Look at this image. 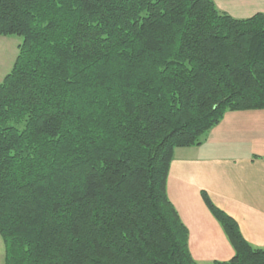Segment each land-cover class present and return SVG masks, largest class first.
<instances>
[{
    "label": "trees",
    "instance_id": "obj_1",
    "mask_svg": "<svg viewBox=\"0 0 264 264\" xmlns=\"http://www.w3.org/2000/svg\"><path fill=\"white\" fill-rule=\"evenodd\" d=\"M4 264H198L167 182L229 111L264 109V13L214 0H0ZM203 200L235 255L264 264Z\"/></svg>",
    "mask_w": 264,
    "mask_h": 264
},
{
    "label": "crops",
    "instance_id": "obj_2",
    "mask_svg": "<svg viewBox=\"0 0 264 264\" xmlns=\"http://www.w3.org/2000/svg\"><path fill=\"white\" fill-rule=\"evenodd\" d=\"M238 19L264 13V0H214ZM202 192L234 218L244 238L264 247V109L229 111L198 147L177 148L167 193L189 231V249L198 264L235 255Z\"/></svg>",
    "mask_w": 264,
    "mask_h": 264
},
{
    "label": "rangeland",
    "instance_id": "obj_3",
    "mask_svg": "<svg viewBox=\"0 0 264 264\" xmlns=\"http://www.w3.org/2000/svg\"><path fill=\"white\" fill-rule=\"evenodd\" d=\"M20 36H0V82L11 71L18 55ZM5 247L0 236V264H4Z\"/></svg>",
    "mask_w": 264,
    "mask_h": 264
}]
</instances>
